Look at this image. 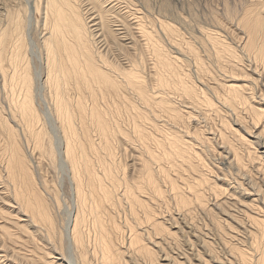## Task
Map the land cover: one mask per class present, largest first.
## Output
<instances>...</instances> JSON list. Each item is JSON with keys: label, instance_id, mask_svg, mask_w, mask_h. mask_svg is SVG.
Listing matches in <instances>:
<instances>
[{"label": "bare ground", "instance_id": "6f19581e", "mask_svg": "<svg viewBox=\"0 0 264 264\" xmlns=\"http://www.w3.org/2000/svg\"><path fill=\"white\" fill-rule=\"evenodd\" d=\"M9 4L11 8L0 7V90L7 95L6 114L11 116L6 117L0 108V135L5 141L0 149V199L2 195L13 197L11 205L19 204L28 236L38 227L51 237L56 232L51 202L58 203V191L51 189L40 170L46 162L51 169L60 167L64 172L73 200L64 230L68 248L80 260L68 264H90L87 248L92 243L87 242L91 239L94 249L90 251L100 254L101 264H131L123 261L127 251L132 252L129 258L133 262H139L136 264H264V181L257 179L260 184L250 175L242 177L251 191L243 188V198L233 202L229 199L237 191L223 199L227 189L211 183L210 174L203 172L211 166L206 165L197 145L215 142L216 136L191 137L185 132L184 112L170 95L180 98L192 116L198 115L197 108L215 107V100L207 93L210 88L198 87L195 80L189 82L179 61L163 51L158 42V19L149 0H10ZM234 14L245 28L240 50L255 64L250 66L251 84L225 87L229 93L224 101L235 110V119L226 120L217 132L223 144L219 147L222 152L218 144L216 150L220 164L240 169L235 141L264 149V140L254 142L247 136L255 138L259 131L256 137L264 139V86L260 85L264 78V0H241ZM159 23L165 37L180 42L172 24ZM34 25L41 28L39 45L31 35ZM208 38L218 50V59L243 62L238 49L226 47L218 33ZM132 42L142 43L145 54L140 48L133 49ZM189 49L198 59L193 48ZM32 50L44 52L45 71L43 67L33 69ZM147 57L149 72L145 73ZM46 89L51 102L45 100ZM14 90L19 96L9 99ZM37 99L44 107L39 108ZM124 113L130 116L129 128H123ZM162 117L172 126L180 125L179 130L184 128L181 132L191 139L171 125H160ZM20 130L24 144H32L30 150L23 144ZM122 140L125 145L132 142L139 153L133 154L138 157H133L131 170L128 164L116 163ZM90 148L97 151L96 158L90 157ZM259 148L249 149V155L264 165V152L259 155ZM35 152L39 161L33 162ZM125 154L127 158V148ZM2 174L12 183L14 196ZM49 191L55 192L52 199ZM163 206L178 217H161ZM196 215L202 217V224L195 221ZM4 226L10 239L21 240L18 229ZM197 246L203 251H189ZM5 250L0 252L7 260L21 264L14 260H19L16 254L20 252L14 251L12 260ZM20 256L25 260L26 256ZM30 260L31 264H64L48 257Z\"/></svg>", "mask_w": 264, "mask_h": 264}, {"label": "rangeland", "instance_id": "374dc122", "mask_svg": "<svg viewBox=\"0 0 264 264\" xmlns=\"http://www.w3.org/2000/svg\"><path fill=\"white\" fill-rule=\"evenodd\" d=\"M9 1L10 0H0V7H3L5 4L6 6H8V8L9 7L11 8ZM225 1L226 0H149V2L151 3L150 5L152 7V10L154 11L155 17L158 19V20H156V25H157L156 27H157L158 36H159L158 42L165 49L163 51L169 57L175 58L176 60L179 61V65H182V67L185 69V72L187 74L186 79L189 82H191V80H195L198 87H203L204 89H206V87L210 88V91H207V93H209L210 96L213 97V99L215 100V107H213L211 109L203 108V107L197 108L199 111H197L198 115H195V116L188 115V112H190V109L183 107L184 103L182 104V102H180V98H177V96H174V95H170V97L172 96L170 99H172L173 101L176 100L175 105H177V106L181 105L179 107L182 108V110L184 112L183 115H184V118L186 121L185 123L188 124L187 126H185V128H187V129H185V132H186V130H188L189 131L188 133L190 134L191 137H195V135L197 134L198 136L203 137L202 135H204L206 138L210 137V139H211L212 135H210V134H215V136H216L215 142L214 141H207V142H204L203 144H201L200 146L197 145L198 143L196 142L197 143L196 145L198 146V147L196 146L197 147L196 149L198 152L202 153V155L204 156V157L203 156L202 157L205 159V161L207 163L206 165L211 166V168L206 167L207 169L203 170V172H205L206 174L208 173L207 175L210 174L209 178L211 179L210 181H212L211 183L219 184V186H222V187L224 186L223 188L227 189V191H226L227 193L224 192V194L222 195V198L225 199L227 196H232V193L237 191V193H235V195L232 196V198L230 197V199H229L230 201L235 202V201H237V199L239 200V197L243 198L241 195L243 192L245 193L244 189H246L247 192L251 191V190L247 189L248 188L247 183H245V185H243V183H242V182H246V181H242V180H244L245 175L252 176L253 179L254 180L256 179V181L258 183H260L261 181H264V179H263L264 178V165L262 163H260L258 160L257 161L254 160L249 155V149L254 152V149L259 148V147L254 148L255 145L252 147H249L248 145L247 146L242 145L241 143L235 141V144L238 147L237 150L240 154V160H241L240 169L237 168V166H230L229 167V165L220 164L221 163V159L219 157L220 154L217 153L218 149L216 150L217 144H218L217 148L222 146L221 143L223 144V141H221L220 135H218L220 133L219 129L222 128L223 123L226 120L231 121V119H233L235 116V114L233 112L234 109L232 107H230L227 102L225 103V101H224V97L228 96V94L226 95L225 93H229L228 89L225 87L229 86V85H247L248 83L251 84L249 81V79H250L249 76H251V74H252V72H250L252 67H250V66H254V64H255V62L252 61V58L250 59V57L248 55L246 56V53H244V50H240L242 48L241 46H242L243 42L245 41V38H244L245 34H243V33H245V32H243L245 30V28L242 26V24H240V21H239L240 19L236 16V14H234V10L236 7H238V8L241 7V0H230V2H232V3L225 2ZM18 7H17V9H18ZM20 7H21V9L24 10V7L22 5H20ZM14 8H15V6H14ZM2 10H3V8L2 9L0 8V14H1V12H3ZM8 10H11V9H8ZM4 13H5V11H4ZM240 15H241V13H240ZM3 20H5V19H3ZM159 20L160 21L161 20L166 21V22L172 24L173 27H175V29L177 30V36H176L177 39L176 40L180 39V42L177 41V43H175L174 40L164 36V33L160 27ZM1 25L2 24L0 23V27H1ZM38 27H39L38 25H34L32 27L31 35H32V38H34V40L37 39L36 43L39 42L38 43V45H39L41 38H42V32H41L40 27H39L40 30H38ZM239 29H241L242 31ZM216 32L218 33V36H220L222 38V40H220V42H222L226 47H228V45H229L230 48H233V49L237 48L238 49L235 51H236V53L239 54V56L243 57V62L240 63L237 61V63L241 64V65H238V67H237L235 65L237 63H235V61H231L230 58L227 59L225 57L222 60H220V58L218 59V56H217L218 50H215L216 48H213L216 46H213L211 39L208 38L209 34L217 35ZM207 38L209 41L207 40ZM241 38H243V39H241ZM135 43H136V45H135ZM178 43H180L181 45ZM131 46L133 49H139L140 48L141 52L144 53V51H143V50H145L144 47L142 49L140 47V46H142V43L132 42ZM189 48H193L196 55L198 56V59L196 58V56L193 53L190 52L191 50ZM41 51L42 50H34L32 53H30V55H31L30 58H31V62H32L31 65L33 64L32 67L34 70H37V69L40 70L43 67L42 71H45V64L42 62L43 57H41V55H42ZM42 53L44 54L43 51H42ZM34 56H36V57H34ZM38 57H40V58H38ZM112 59L113 58H111V60ZM113 60L116 61V59H113ZM146 62H147L146 63L147 68L145 70V73H148L149 72L148 57L146 59ZM251 62L254 64H251ZM201 65H203L204 69H202ZM200 68H201V70H200ZM0 76H2V74ZM245 76H248V78ZM253 76L255 77V75H253ZM263 79L264 78L262 77V79H261L262 82L260 81L261 86H264V80ZM2 81H3V77H0V84H2ZM0 88L3 89V87H0ZM247 89H249V88H246V92H248ZM14 91L15 92L9 93V96H8L9 99H11L13 96H15V97L19 96V94L16 92V90H14ZM47 91H48V94H47ZM256 92H258V90H256ZM0 93H1V90H0ZM43 94H45V100L51 102L49 90L46 89V91H44ZM8 104H9V100L7 101V95L3 94V92H2L0 94V108L4 112L5 116L9 117L11 119V116H9V115L7 116V114H6V113H8ZM37 104H38L39 108L44 107V106H42L43 102H40L38 99H37ZM237 111L240 113L242 112V109L240 106L238 107ZM164 119L165 118H163V117L159 119L160 125L161 124L167 125V126L171 125L170 127H172V129H175L174 131H177V129H178L180 134L181 133L184 134V132H181V130H184V128L179 130L180 125H179V127H176L178 125L172 126V124H170L168 122H167L168 123L167 124L164 121ZM121 120L122 121L124 120V127L123 128H125V127L129 128V126H128L129 120H130L129 114L124 113L123 116L121 117ZM10 125L12 127L14 126L13 121L10 123ZM200 127H203L202 128L203 130H201ZM236 128H237V126H236ZM148 130H150V129H148ZM217 132H219V133H217ZM20 134H21L20 136H23V137H21V139L23 140V144L26 143L25 136L22 133V130H20ZM257 134H259V131H257L256 135L253 134V135H255V138L250 137L249 135H247V136L250 139V141L263 142L264 139H262V137L260 138L259 136L256 137ZM192 135H194V136H192ZM184 137L188 140L191 139L190 137L186 136V133L184 134ZM212 139H214V138H212ZM216 139H218V141ZM94 140L97 141V138L94 137ZM117 140L121 141L120 136H117ZM122 141H123V143L118 144V148H117V155L118 156H117V162L116 163L117 164H119V163L128 164V167H130L129 170H131V167H133V163L136 160L133 157L139 153L137 151H135V145L132 146V142L131 143L129 142L127 145H125L126 142L124 140H122ZM209 142H212V145ZM27 143L29 145L28 141H27ZM258 143L259 142H257V144ZM123 144L125 146H122ZM239 144H241V145H239ZM24 145L29 150H30V148H32V144L30 146H28L27 144H24ZM228 145L229 144L227 143V146ZM0 146H1L0 147L1 150H3V147H5V141L1 135H0ZM132 147H134V148H132ZM136 147H138V146H136ZM126 148H127V152L129 151L127 158H125ZM226 149L229 150L228 148H226ZM258 150L260 152L259 155H262L264 152V149L259 148ZM219 151L222 152L221 148H219ZM89 152H90L91 158H96L98 155L97 151H95L94 149L90 148ZM133 154H135V155H133ZM2 155H0V161H2V158H1ZM35 155H36V152H35ZM137 157H138V155L135 156V158H137ZM36 161H39L38 155L34 156V158H33V162H36ZM217 165H218V167H216ZM260 165L262 166L261 171L256 170V168H259ZM42 168H43V170H42ZM42 168L40 170H41V172L43 171L42 172L43 177H46L48 179V181L50 182L51 189L58 191V199H57L58 203H56L54 200H52V202H51V205L53 206L51 211H52V214L56 220V232L53 234L54 236L52 235L53 237H51V235H49L48 232H46L47 230L46 231L44 230L45 228L42 229L39 227H38L39 230L37 228L31 229L32 231L34 229H36V232L34 230L33 234H31V236L30 235L28 236L27 230L25 228H23V225L25 224V222L23 220H25V217H22V215H21V210H20L21 207L16 202H15L16 204L12 203V205H11V201L14 202V200L12 199L13 197L8 198L9 196L2 195L3 198L0 199L1 200L0 201V207H1L0 208L1 209L0 210V212H1L0 213V218H1L0 219V245L1 246H2V244L6 245L8 251L5 250L6 247H4V246H2V247L4 248V250L6 252H8V255L10 254L9 255L10 259H12L11 255H13L14 251H15V253L20 252L19 254L22 256H26L25 260H23V258L18 253L16 254V258L18 257V259L20 261L17 259H14V260H15V262H18L21 264H31V262H33V261L30 259H35L36 261H38V260H43L46 257H48V260H51L55 263L56 262H58V263L64 262V264H68L69 262H72V261L75 262L76 258L79 259L78 255L77 256L75 255L76 256L75 257L73 251L68 248V244H67V240H66V236H65V230H64L69 217H71V215H70L71 207H73V203H72L73 200H72L71 193L69 190V185L67 184L64 172L60 169V167L59 168L56 167V168L51 169L50 167H48L46 165V162H44ZM209 171H211V172H209ZM250 171H252V172H250ZM257 171H258V173H257ZM224 176H226V177H224ZM2 177L4 179V185L5 186L7 185V187H9L12 195L14 196V187L12 186V183H10L7 180L5 175L2 174ZM242 177H244V178H242ZM257 179H259V181L260 180L261 181L259 182ZM260 184H258V185H260ZM242 185L245 187H243ZM232 186H236L237 188L234 189ZM262 189L264 190V185H262ZM47 195H50L51 199H52L53 196L55 195V192L49 191V194L47 193ZM213 197H214V195H213ZM234 197L236 199H234ZM219 198H220V200L222 199L221 196ZM211 199H212V202L215 201V199H213L212 197H211ZM2 201H4V202H2ZM9 202H10V204H9ZM9 205H11V206L9 207ZM165 206H166V204H165ZM165 206H163V208L161 207L162 210L159 209L160 212H162V211L164 212L163 216H161V217H165L168 220H171L170 219L171 215L178 217L177 215H174V213L168 212V210L166 208L167 206L166 207ZM6 213L9 216H7ZM224 217H226V216H224ZM164 219L160 218V220H164ZM198 220L200 222H198ZM195 221H197L198 224H202L203 219H202V217L196 215ZM7 223H8V225H7ZM4 225H6V226L11 225L12 230L14 229L13 231H17V229H18V231H20L22 233L21 234V233L17 232V233H19L20 236L22 235L21 240H18L15 242L12 239H10L5 234L6 229H5ZM13 225H14V227H13ZM15 225H18V227H20V229ZM182 225H183V223H182ZM176 230H177V228L174 229V232H176ZM62 231H63V233H62ZM201 233L204 234L203 232H201ZM55 234H56V236H55ZM198 234L199 233H197V235ZM181 235H182L181 233H178L177 236L180 237ZM183 236H185V235H183ZM194 239H195V237H192V240H194ZM157 240H160V239H157ZM118 242H120V241H118ZM88 243H92V244L88 245ZM93 243H94V241L92 239L90 240V242L89 241L87 242V245L89 246V248H87V251H88V253H90V254H88V257L89 258L92 257L90 264H101V261H100L101 259H99V258H101V257H99L100 254L99 253L95 254L93 251H90V250L94 249ZM119 244H121V243H119ZM90 245H91V247H90ZM1 246H0V249H3V248H1ZM119 247L121 248V250H125V249H122V246H119ZM197 247H195V249L194 248L190 249L189 251L192 253H194V251L196 253L197 252L196 249L197 250L200 249V252L203 251V249H201V247H199V246H197ZM154 248L157 249L156 247H154ZM127 252H125L123 255V258L125 259V260L123 259V261L129 260V262L131 264L139 263L135 260L133 262V259L129 258L132 254L131 251H127ZM92 253H94V254H92ZM129 253H130V255H128ZM1 254H3V255H1ZM97 255H98V257H97ZM174 255H176V254H174ZM160 256L163 257L164 255L161 254ZM5 257L6 256L4 255V252L1 251L0 252V258L2 259V262L0 259V264H13V263H11V261L7 260V258H5ZM57 257H58V259H57ZM68 257L70 260L68 259ZM206 258H209V257L206 256ZM96 259H98V260H96ZM76 261L78 262V260H76ZM193 262L195 263V261H193ZM193 262L190 264H193Z\"/></svg>", "mask_w": 264, "mask_h": 264}]
</instances>
